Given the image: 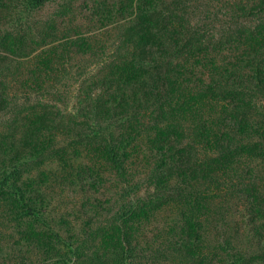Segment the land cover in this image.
<instances>
[{
  "label": "trees",
  "instance_id": "obj_1",
  "mask_svg": "<svg viewBox=\"0 0 264 264\" xmlns=\"http://www.w3.org/2000/svg\"><path fill=\"white\" fill-rule=\"evenodd\" d=\"M48 1L0 9V110L1 65L40 49L28 72L48 80L62 61L101 49L98 76L79 83L66 115L70 129L121 177L145 139L152 177L175 176L192 208L173 244L180 264H264V0H115L101 14L116 17L107 55L105 43L97 49L91 37L67 34L62 18L74 10L71 0L33 21ZM16 181L4 178L0 191L35 216ZM153 206L130 200L119 223L148 218ZM127 236L120 235L125 247Z\"/></svg>",
  "mask_w": 264,
  "mask_h": 264
},
{
  "label": "rangeland",
  "instance_id": "obj_2",
  "mask_svg": "<svg viewBox=\"0 0 264 264\" xmlns=\"http://www.w3.org/2000/svg\"><path fill=\"white\" fill-rule=\"evenodd\" d=\"M21 1L0 0L2 14ZM59 1L49 0L33 21L56 15ZM71 2L74 10L62 18L67 34L81 32L95 40L92 46L97 49L105 43L107 55L113 49L116 17L101 14H107L115 0ZM39 51L1 65L7 91L0 110V181L16 177L35 216L0 191V264H180L173 244L179 240L183 215H190L192 208L183 204L175 176L154 178L155 167L141 138L127 176L121 177L96 146L81 134L77 138L68 124L66 115L79 83L100 72L101 49L96 57L62 61L59 74L48 80L28 72L37 67L32 56ZM136 199L153 202L149 217L120 224L121 206ZM124 233L126 247L120 244Z\"/></svg>",
  "mask_w": 264,
  "mask_h": 264
}]
</instances>
